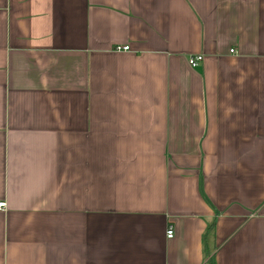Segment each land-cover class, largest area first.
I'll use <instances>...</instances> for the list:
<instances>
[{"label": "crops", "instance_id": "obj_1", "mask_svg": "<svg viewBox=\"0 0 264 264\" xmlns=\"http://www.w3.org/2000/svg\"><path fill=\"white\" fill-rule=\"evenodd\" d=\"M1 203L0 264H264V0H0Z\"/></svg>", "mask_w": 264, "mask_h": 264}, {"label": "built area", "instance_id": "obj_2", "mask_svg": "<svg viewBox=\"0 0 264 264\" xmlns=\"http://www.w3.org/2000/svg\"><path fill=\"white\" fill-rule=\"evenodd\" d=\"M116 51L118 52H129L130 51V48L128 46H125V47H117L116 48ZM203 56H195V57H191L189 59V66L192 68V69H196L198 67H200V65L203 63ZM6 207V204L5 203H1L0 204V210H3L5 209ZM174 236V232H173V229L170 228L167 232V238L168 239H172Z\"/></svg>", "mask_w": 264, "mask_h": 264}, {"label": "trees", "instance_id": "obj_3", "mask_svg": "<svg viewBox=\"0 0 264 264\" xmlns=\"http://www.w3.org/2000/svg\"><path fill=\"white\" fill-rule=\"evenodd\" d=\"M214 231H215V226L211 227L209 232H208V240H207L208 261H207V264H215V258L213 256V254L216 252V247L212 246Z\"/></svg>", "mask_w": 264, "mask_h": 264}]
</instances>
